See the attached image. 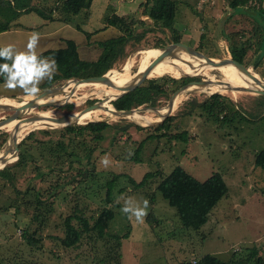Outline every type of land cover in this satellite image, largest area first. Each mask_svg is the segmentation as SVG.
Returning a JSON list of instances; mask_svg holds the SVG:
<instances>
[{"label":"rangeland","instance_id":"374dc122","mask_svg":"<svg viewBox=\"0 0 264 264\" xmlns=\"http://www.w3.org/2000/svg\"><path fill=\"white\" fill-rule=\"evenodd\" d=\"M35 1V4L40 3L41 8L51 11L56 9L61 0ZM96 1V8L93 9L94 16L97 15L96 22L99 19L104 24L107 17L113 14L123 15V13L134 15L135 19L141 18L146 22L136 31L137 36L142 35L144 31H148L147 34L139 42L133 41L127 46L126 57L116 63L114 70H123L127 61L135 58L143 49H160L172 45L171 41L177 34L181 37L180 44L183 45L181 47L192 48L205 57L215 59L232 58L230 44L234 39L249 41L254 48L249 54V59L253 58L249 68L264 78V21L261 17L256 19L251 17L250 12L231 9L228 0H177L178 10L174 31L157 26L154 20L143 15L144 8L139 6V2L146 4L151 0ZM257 2L258 0H253L251 5L254 6ZM262 5L264 7V0ZM252 9L250 7L251 11ZM56 15L57 13L54 14L55 17ZM72 16V22L66 24L69 26L68 31L81 33L76 25L83 26L90 18L89 13L83 12ZM20 22L24 26L33 27L34 31L31 32L40 34L37 48L59 46L58 40L53 45L52 39L56 37L53 36L54 34L50 37L43 34L57 32L64 26L62 22H49L50 24L46 26L47 22H43L36 13L25 15ZM90 28L92 27H88ZM150 28L154 31H149ZM74 33L70 37L74 36ZM61 34L65 36L66 30ZM78 41L81 42V39ZM157 44L160 47H156ZM98 48L101 50V53L98 52L100 58L104 50L101 46ZM137 60L140 61V57ZM191 73L195 72L182 73L183 75L180 76L185 77L179 79L176 78L179 75L171 77L168 74L147 79L161 82L162 78L170 77L180 82L182 79L193 77L189 76ZM198 76H194L196 81L200 80ZM66 83L67 80L59 81L48 88L40 85V91L36 96H40L49 88H61ZM169 90L166 97L158 100L156 108L168 105L176 92L172 88ZM17 91L0 89V98L10 96V99L21 101L27 96ZM13 92L19 94L14 95ZM84 92H80L77 96L79 99L75 97V100L85 101L86 98H82ZM212 95L199 91L191 92L181 109L171 116L175 118L170 121L168 118L163 123L149 127L128 117L108 119L101 116L100 120L91 121L106 122L110 125L104 130V139L92 157L97 167L96 176L74 193H63L59 196L54 214L45 225L44 231L37 235L42 245L41 249L28 246L21 238L20 231L27 225L31 226L32 231L38 228V224L33 222L34 209L25 211L18 219V230L13 227L17 219L12 212L4 213L0 210V220H7L4 222L6 224L0 225V246H3V249L22 250L24 252L22 260L28 264H104L101 260L106 256L107 245L95 240L88 242L86 236L78 248L68 249L62 244V239L65 237L63 224L65 218L73 214L77 203L86 209L89 216H92V221L104 207H110L106 204L107 185L120 176L113 196L116 217L109 232L118 235L131 233L129 238L123 240V264H180L199 261L208 254L225 261H232L246 258L254 251L264 258V171L255 165L256 154L264 148V98L263 95L248 92L238 93L234 98L227 95L230 100L220 101L217 106L224 110L218 118L202 106L205 102H212L210 100ZM98 101L107 100L89 99L81 106L68 104L59 108L39 107L33 109L34 113L31 115L51 111L53 117L64 118L83 111ZM70 105L74 106L73 110L67 107ZM146 107L152 108L149 105L140 108L146 109ZM234 110L237 111L236 116H233ZM12 113L11 111L3 113L2 116L0 115V120ZM144 113L145 111L140 112L141 115ZM222 117L230 121L223 125L220 121ZM57 129L62 128L50 130ZM38 130L40 129H35L33 132ZM6 132L9 133L1 130L0 135ZM181 135L186 137L185 141L180 138ZM9 136L8 134L2 148ZM151 136L152 138H149ZM53 137L59 139L60 133H56ZM143 142L142 149L138 151ZM71 150L79 154L83 163L87 161L85 159L87 154L83 149L73 147ZM105 156L110 161L107 167L100 163ZM9 159L11 162L16 161L11 157ZM81 165L80 162H75L72 166L79 168ZM177 166L185 168L190 175L201 182L208 180L214 173H220L229 187L228 196L213 210L209 222L198 231L183 228L176 209L171 207L157 190L161 180ZM148 173H154L155 176L149 178L143 187L138 188L130 183V178L138 183L141 182ZM35 174L36 170L29 167L26 171L28 179L24 180V175L20 186L33 185L37 189L48 191L49 185L57 179L53 175L42 181L40 175L34 178ZM121 197L124 199L131 197L134 203H139L141 206L144 199L149 201L147 216L143 223L135 222L134 218L130 221L127 215L121 212L124 205V199ZM149 215H152L151 219ZM12 228L17 230L14 237H12L14 233Z\"/></svg>","mask_w":264,"mask_h":264},{"label":"trees","instance_id":"16d2710c","mask_svg":"<svg viewBox=\"0 0 264 264\" xmlns=\"http://www.w3.org/2000/svg\"><path fill=\"white\" fill-rule=\"evenodd\" d=\"M93 1L61 0L58 2L56 9L48 11L43 7L41 8L39 2L35 4V0H0V34L12 30L34 31L33 27L24 26L20 22L22 17L31 13L38 14L42 20L47 22L46 26L50 24L49 22H62L64 25L70 24L73 18L72 15L77 16L83 12L89 13ZM228 1L231 9L244 13L255 12L257 15L251 14L250 16L255 19L261 17L264 21L263 0H258L254 6L251 5L253 0ZM139 6L144 8L143 15L154 20L157 26L174 31L178 10L177 0H151L146 4L140 1ZM250 7L253 8L252 11ZM55 13H57L56 17L54 16ZM133 16L128 13H123V15L113 14L105 19L106 27L117 28L121 35L105 42H99V46L104 51L95 62L83 60L79 53V46L73 40H67L65 48L48 50L39 55L42 58H53L59 71V73L47 79L42 87L48 88L59 81L72 78L100 77L110 70H114L116 63L126 57L127 46L133 41L139 42L148 32L144 31L142 35L137 36V28L144 26L146 22L141 18L136 17L135 19ZM76 28L84 32L88 39L91 38L92 34L85 32L80 25H76ZM149 31H154V29L150 28ZM173 41L179 44L181 43V37L175 34ZM253 49L249 41L242 42L234 39L233 43L230 44V53L233 59L245 67H249L252 64L253 58L249 59V54ZM257 50L259 51L258 48ZM257 50L254 56H256ZM5 62L0 60V63ZM189 76L198 75L191 73ZM182 77L185 76L176 78ZM195 79L187 78L182 79L180 82L170 77L162 78L161 82L154 79H146L133 92L114 101L113 105L118 110H130L146 105L156 107L158 100L166 97L168 92H170L169 88L177 91L180 87L195 81ZM0 83H4L3 77H0ZM210 100L212 102H205L202 106L209 113L219 118L224 111L217 108L219 102L230 99L224 95L215 94L211 96ZM67 107L69 110H73L74 106L70 105ZM235 113H237L236 110L233 111V116L237 115ZM173 118L175 117H169L168 121ZM220 121L224 125L230 120L222 117ZM109 126L106 122H89L85 125H76L75 127L71 126L57 130L40 129L31 132L19 144L20 155L18 160L7 164L0 170V210L4 213L12 212L17 219L13 227H16L17 230L19 229L18 219L25 211L29 209H34L35 211L33 222L38 224V228L32 231L31 226L27 225L20 231L21 238L28 246L37 249L42 248L37 235L44 231L45 225L51 215L54 214L56 201L59 196L63 193H74L79 187L96 176L97 167L92 157L97 151L98 145L104 139V130ZM163 126L161 125V127ZM138 128L143 129L142 127ZM56 133H60L59 139L53 137ZM7 137V132L1 133L0 149L6 142ZM149 138H152V136ZM180 138L184 141L186 140L184 135H181ZM143 145L144 142L141 143L138 151L142 149ZM73 147L84 150L87 154L85 163L82 162L79 154L71 150ZM138 160L140 161V159ZM75 162H80L82 165L79 168H75L72 166ZM255 165L264 171V148L256 154ZM29 167L36 170L34 178L40 175L42 181L53 175L57 177L49 185L48 191L37 189L33 185L20 186L24 175V180L28 179L26 178V171H28ZM154 176V173H148L144 180L139 183L130 178V183L135 187L141 188L149 178ZM119 179L120 176H117L108 183L106 204L110 205V207H104L93 221L91 219L92 216H89L86 209L82 208L79 203L75 205L73 214L65 218L63 224L65 237L62 239V244L66 248H78L87 236L88 242L95 240V242L101 241L107 245L106 256L101 260L102 263L123 264V240L129 238L131 233L118 235L109 232L111 224L116 217L113 196L116 182ZM157 190L168 201L170 206L176 209L181 226L185 229L196 231L209 222L213 210L229 194V187L222 174L214 173L208 180L201 182L181 166H177L167 177L162 179ZM151 217L152 215H149L150 219ZM5 221L7 220H0V225ZM12 230L14 231L12 237H14L17 234V230L15 231L14 228ZM23 255L24 252L22 250L3 249V246H0V264H28L22 260L24 258ZM180 264H264V258L258 256L257 251H254L246 258H238L232 261H225L215 255L208 254L199 261Z\"/></svg>","mask_w":264,"mask_h":264},{"label":"bare ground","instance_id":"6f19581e","mask_svg":"<svg viewBox=\"0 0 264 264\" xmlns=\"http://www.w3.org/2000/svg\"><path fill=\"white\" fill-rule=\"evenodd\" d=\"M174 44V43H173ZM171 50H167L164 48L157 49H143L138 52L135 58H130L123 70H111L108 75V83H93L89 82L86 84H79L76 81H70L62 88V93L57 94L55 96H50L49 94H45L42 96H25L21 101H17L15 99H10L9 97H1L0 105L2 107H7L11 109H19L24 107V110H21L22 115L24 116L22 120L16 119L7 123L4 127L0 128L1 130L8 131L10 135V140L8 142V149L6 151H0V157H3L5 160H9V158L13 157L14 153V145L11 138L16 135L21 134L24 135L28 131H33L35 129H44L57 127L59 124L54 120L51 111H43L36 113L38 119L33 123L24 122V118L31 117L34 113L32 108L28 109L25 105L28 103H64L69 102L75 105L81 106L85 101L89 99H100L107 100L104 101L105 109H96L93 111H85L82 113L75 112L77 115L76 118L80 124H86V122H91L95 120H100L101 116H105L109 118H119V114H115L113 108L111 106L110 100L114 99L116 96L123 93V91L127 88L128 84L133 81L136 77L143 73L149 67L153 65H157V67L149 74V78L159 77L162 75H179L185 74V72H195L203 79H206L208 83L200 86V87H191L187 89L175 102L172 115L181 109L184 101H186L191 92L199 91L208 95L221 94L224 96H229L234 98V96H238V93H242L241 91L229 90L227 86L233 85L235 87H242L248 89H258L262 90L264 88V82H257L258 85H254L253 83H248L244 80L241 75H239L232 67L228 66L225 63H219L217 66H212L208 63L206 59L201 58L195 52H189L184 49V47L173 45L170 48ZM192 53V54H191ZM230 56V55H229ZM140 57V61L137 58ZM210 58V57H209ZM215 59V58H212ZM225 59H229L228 57ZM217 63L218 60H215ZM249 77L259 80L261 76L253 69L249 68L248 70ZM182 74V75H183ZM261 81V80H259ZM112 83V84H111ZM219 83H224L227 86H221ZM110 84V85H109ZM85 91L87 93H83V99L86 98L85 101L75 100L80 92ZM254 94V93H252ZM76 97V98H75ZM81 98V99H82ZM187 98V99H186ZM79 99V98H77ZM144 108V107H143ZM147 108V107H146ZM8 111V110H7ZM4 109H0V115L7 112ZM142 112V111H141ZM168 108L164 106L162 108H158L157 111H153L150 109L145 110L144 114H140V112H135V115L132 117H128L138 122L139 124H143V126H151L160 122L163 117L167 114ZM5 119V118H3ZM112 120V119H111ZM3 166L0 164V169Z\"/></svg>","mask_w":264,"mask_h":264},{"label":"water","instance_id":"95a60500","mask_svg":"<svg viewBox=\"0 0 264 264\" xmlns=\"http://www.w3.org/2000/svg\"><path fill=\"white\" fill-rule=\"evenodd\" d=\"M252 14L256 15L255 12H253ZM173 45L183 46L181 44L175 43V44H172L170 46L165 47L164 49H167V50L170 51L171 50L170 48ZM184 47H185L184 49L187 50L188 53L189 52H195V53H197L201 58L206 59L208 61V63L210 65L214 66V67L217 66L219 63H225V64H227L228 66L232 67L239 75H241V77H243L244 80H246V82H248V83H253L252 81H254L255 84L254 83L253 84L256 86V85H258L257 82H260V83L262 81L264 82V78L262 76L259 79L261 81L249 77V73H248L249 67L241 66L233 58H229V59H224V58H216V59L207 58V57L203 56L201 53H199L198 51H196V50H194L192 48H189V47H186V46H184ZM215 60H218V62L216 63ZM156 67H157V65H153L152 67H149L148 69H146V71H144L143 73H140V75L138 77H136L133 81H131L128 84L127 88L123 91V93H121L120 95L116 96L114 99L110 100L111 106H112V108L114 110L113 112L115 114L116 113L119 114V117H132V116L135 115V112H141V111H145V110L148 109V108H146V109L135 108V109H130V110H118L113 105V102L116 101V100H118V99H120V98H122V97H124L125 95L133 92L140 84H142L147 78H149V74ZM109 72L107 74L103 75V76H100V77H91V78H84V79H81V78H72V79L67 80V83L70 82V81H76L79 84H86V83H89V82L106 84V83H108L107 80H108V75L110 74ZM199 78H202V77L200 76ZM205 80L206 79H203L202 78L199 81H192V82L184 85L180 89H178L174 93V95L172 96V98L170 99V101H169V103L167 105V108H168L167 114L158 123H163L164 121H166L172 115L173 108H174V105H175L176 100L182 94H184V92L187 91V89H189L191 87H195V86H197V87L203 86V85H205V84L208 83ZM219 85H221V86H227L224 83H219ZM63 87H61V88H49L48 90H46L45 92H43L40 96L45 95V94H49L50 96H55L58 93L61 94ZM227 88L229 90H233V91L236 90V91H241V92H248V93H254V94L264 95V88H262V90H258V89L253 90V88L252 89H248V88H242V87H235L233 85L232 86L229 85V86H227ZM68 104H72V103H69V102H64V103H28L25 106L28 109H30V108L35 109V108H39V107H55V108H59V107H62V106L68 105ZM104 105H105V102L98 101V102L94 103L93 105L87 107L83 111H80L79 113H82V112H85V111H89V110L90 111H93V110H96V109H99V108L105 109L104 108ZM0 109H4L6 111L8 110L9 112L10 111L13 112L7 118L0 120V128L4 127L7 123H9L11 121H14L16 119L22 120V118H23V115L21 113V110H24V107L19 108V109H11V108H7V107H2L0 105ZM149 109L150 110H153V111H157L158 108L152 107V108H149ZM76 116L77 115L73 113L70 116L64 117V118H56L55 117L54 120L57 122V124H59V126H57V127H51L50 129H53V128H66V127H71V126H74L75 127V125L80 124L79 121L77 120ZM37 119H38L37 115H33L31 117L24 118V120H25L24 122H26V123H33ZM31 132H33V131H28V132H26L22 136H21V134L18 133V135H16L15 137L11 138V140L13 141V145H14V153H13L12 159L18 160L19 155H20L19 144ZM9 140H10V136H9V139H8L7 143L2 148V150L6 151L8 149L7 145H8ZM10 163H12L11 162V159L5 160L3 157H0V164L3 166V168L7 164H10ZM3 168H1V169H3Z\"/></svg>","mask_w":264,"mask_h":264},{"label":"clouds","instance_id":"9594fccd","mask_svg":"<svg viewBox=\"0 0 264 264\" xmlns=\"http://www.w3.org/2000/svg\"><path fill=\"white\" fill-rule=\"evenodd\" d=\"M39 39L40 34L38 32L30 33L26 50L24 51H18L15 46L11 44L0 47V60L6 61L5 63H0V77L4 78V86L6 88H19L23 90L25 94L34 96L40 91L39 84L41 81L46 78L50 79L54 75L57 70L56 61L54 59L42 58L37 55ZM129 155H131V153H129ZM100 163L107 167L110 161L108 157L105 156L101 159ZM121 199L124 198L121 197ZM148 207L149 201L147 199L143 200L141 206L139 203H134L133 198L129 197L124 199L121 212L127 215L130 221L134 218L135 222L143 223L144 218L147 216Z\"/></svg>","mask_w":264,"mask_h":264},{"label":"crops","instance_id":"0c3cea01","mask_svg":"<svg viewBox=\"0 0 264 264\" xmlns=\"http://www.w3.org/2000/svg\"><path fill=\"white\" fill-rule=\"evenodd\" d=\"M96 2L97 1L94 0V2L92 4L91 10L89 12V15H90L89 20L87 22H85V24L83 26L80 25L85 30V32L92 34L91 38L88 39V36L84 32L79 31L78 29L77 30L83 34L77 33V32L74 33V31L70 32V31H68L69 26L64 25L60 30H58L59 32L57 31V32H54L51 34H43V35H46L48 37H50L52 34H54L53 36H56V37L54 39H52L53 45H55L54 43H56V41L58 40V41H60L59 46H57L55 48H48L49 46H47L46 48L39 47V48H37V55L39 56L48 50L64 48V47H66V41L67 40L76 39V41L75 40H73V41H75L79 46V53H80L81 58L83 60L91 61V62L97 61L99 56H100V53H101V50L98 48V46H99L98 43L99 42H105L109 39L119 37L120 31L114 27L107 28L105 23L103 24L102 22L99 21V19H97V22H96L95 17H97V15L94 16V12H93L94 7L96 8V6H95ZM43 22H45V21L43 20ZM97 26H99V27H97ZM100 26H102V27L100 28ZM88 27H92V28L88 29ZM93 28H98V29L94 30ZM99 28H100V30H99ZM64 30H66V35L62 36L61 32ZM97 30H98V32H97ZM94 31H96V33ZM30 33H32V32L31 31H23V30H12V31L2 33V34H0V47H5V46H8L9 44H11V45H14L18 51H24V50H26L27 40H28V36ZM72 33H74V36L70 37V35ZM70 38H72V39H70ZM78 39H81V42H79ZM81 45H83V47H81ZM98 52H100V53H98ZM48 59H53V58L48 57ZM57 73H59L58 68L54 74H57ZM46 81H47V78L44 79L43 81H41L39 86L44 85L46 83ZM0 89L5 90V91L6 90H18L17 92H19L21 94L24 93L23 90H21L19 88L8 89L4 86V83H0ZM19 93H14V95H18ZM5 95L8 96L10 94H5Z\"/></svg>","mask_w":264,"mask_h":264},{"label":"flooded vegetation","instance_id":"af4514ba","mask_svg":"<svg viewBox=\"0 0 264 264\" xmlns=\"http://www.w3.org/2000/svg\"><path fill=\"white\" fill-rule=\"evenodd\" d=\"M173 43L175 44L176 42H174V41H171V44H173ZM187 84H188V83H187Z\"/></svg>","mask_w":264,"mask_h":264}]
</instances>
